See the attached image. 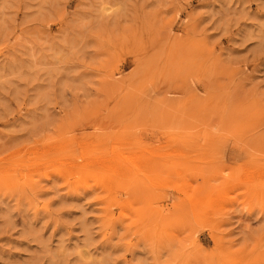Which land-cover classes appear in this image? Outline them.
Returning a JSON list of instances; mask_svg holds the SVG:
<instances>
[{"label":"rangeland","instance_id":"374dc122","mask_svg":"<svg viewBox=\"0 0 264 264\" xmlns=\"http://www.w3.org/2000/svg\"><path fill=\"white\" fill-rule=\"evenodd\" d=\"M0 264H264V0H0Z\"/></svg>","mask_w":264,"mask_h":264},{"label":"bare ground","instance_id":"6f19581e","mask_svg":"<svg viewBox=\"0 0 264 264\" xmlns=\"http://www.w3.org/2000/svg\"><path fill=\"white\" fill-rule=\"evenodd\" d=\"M174 121H175V120H174ZM172 122H173V121H172ZM176 123H177V122H176ZM178 123H180V122H178ZM174 124H175V123H174ZM165 125H167V126L169 125V126H170V123H166V122H165ZM160 127H161V126H160ZM163 128H164V127H163ZM148 137H149V136H148ZM153 137H155V136H153ZM147 139H148V138H147ZM171 141H172V140H171ZM165 142H167V140H166ZM168 144H169V143H168ZM136 147H137V146H136ZM168 147H169V145H168Z\"/></svg>","mask_w":264,"mask_h":264}]
</instances>
